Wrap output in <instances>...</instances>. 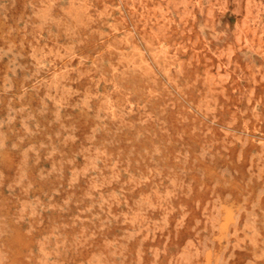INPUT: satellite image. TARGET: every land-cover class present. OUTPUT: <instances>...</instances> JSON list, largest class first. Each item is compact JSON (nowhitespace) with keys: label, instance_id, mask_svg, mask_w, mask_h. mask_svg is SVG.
<instances>
[{"label":"rangeland","instance_id":"374dc122","mask_svg":"<svg viewBox=\"0 0 264 264\" xmlns=\"http://www.w3.org/2000/svg\"><path fill=\"white\" fill-rule=\"evenodd\" d=\"M0 264H264V0H0Z\"/></svg>","mask_w":264,"mask_h":264}]
</instances>
